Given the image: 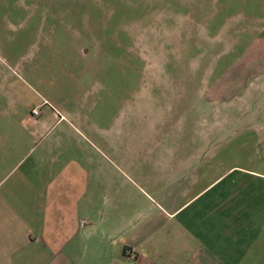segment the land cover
Instances as JSON below:
<instances>
[{"label":"rangeland","instance_id":"rangeland-1","mask_svg":"<svg viewBox=\"0 0 264 264\" xmlns=\"http://www.w3.org/2000/svg\"><path fill=\"white\" fill-rule=\"evenodd\" d=\"M261 64L264 0H0V65L21 69L29 91L74 120L107 186H122V206H107L106 225L74 264H104L92 251L105 229L147 211L149 174L212 121L204 99L219 97L239 129ZM229 119L220 117V131Z\"/></svg>","mask_w":264,"mask_h":264},{"label":"crops","instance_id":"crops-1","mask_svg":"<svg viewBox=\"0 0 264 264\" xmlns=\"http://www.w3.org/2000/svg\"><path fill=\"white\" fill-rule=\"evenodd\" d=\"M255 74L237 131L236 112L204 99L212 121L162 156L143 216L105 229L92 251L104 264H264V72ZM26 86L21 69L0 65V256L78 263L97 224L106 225L107 206H122V186H107L82 128ZM222 116L232 119L220 131Z\"/></svg>","mask_w":264,"mask_h":264},{"label":"built area","instance_id":"built-area-1","mask_svg":"<svg viewBox=\"0 0 264 264\" xmlns=\"http://www.w3.org/2000/svg\"><path fill=\"white\" fill-rule=\"evenodd\" d=\"M46 104V103H45ZM42 107H35L33 110H32V115L36 118H39L41 117L42 115Z\"/></svg>","mask_w":264,"mask_h":264}]
</instances>
